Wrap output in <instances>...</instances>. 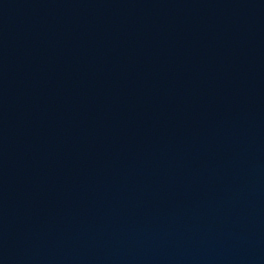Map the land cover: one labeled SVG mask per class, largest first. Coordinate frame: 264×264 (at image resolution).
Returning <instances> with one entry per match:
<instances>
[{
  "label": "water",
  "instance_id": "water-1",
  "mask_svg": "<svg viewBox=\"0 0 264 264\" xmlns=\"http://www.w3.org/2000/svg\"><path fill=\"white\" fill-rule=\"evenodd\" d=\"M0 264H264V0H0Z\"/></svg>",
  "mask_w": 264,
  "mask_h": 264
}]
</instances>
